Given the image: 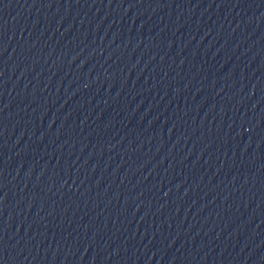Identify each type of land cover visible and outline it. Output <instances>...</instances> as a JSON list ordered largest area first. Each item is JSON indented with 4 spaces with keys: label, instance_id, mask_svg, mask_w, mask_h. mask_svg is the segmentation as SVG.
<instances>
[{
    "label": "water",
    "instance_id": "1",
    "mask_svg": "<svg viewBox=\"0 0 264 264\" xmlns=\"http://www.w3.org/2000/svg\"><path fill=\"white\" fill-rule=\"evenodd\" d=\"M0 264H264V0H0Z\"/></svg>",
    "mask_w": 264,
    "mask_h": 264
}]
</instances>
